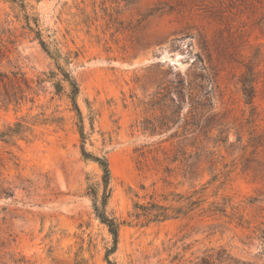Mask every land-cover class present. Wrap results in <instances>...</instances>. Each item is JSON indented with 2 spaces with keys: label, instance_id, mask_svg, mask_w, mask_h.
<instances>
[{
  "label": "rangeland",
  "instance_id": "rangeland-1",
  "mask_svg": "<svg viewBox=\"0 0 264 264\" xmlns=\"http://www.w3.org/2000/svg\"><path fill=\"white\" fill-rule=\"evenodd\" d=\"M40 40L78 83L81 118ZM12 73L31 90L0 102V131L19 118L30 130L0 139V264H264V2L0 0V74ZM183 78L209 91L195 125L177 104ZM82 145L108 161L106 212L125 221L114 250L92 208L102 170ZM193 190L203 201L185 215L131 216Z\"/></svg>",
  "mask_w": 264,
  "mask_h": 264
},
{
  "label": "trees",
  "instance_id": "trees-1",
  "mask_svg": "<svg viewBox=\"0 0 264 264\" xmlns=\"http://www.w3.org/2000/svg\"><path fill=\"white\" fill-rule=\"evenodd\" d=\"M10 1L14 2L15 0ZM257 1L264 2V0ZM40 45L42 46L44 51H46V53L56 61V66L60 69V71H62V78L60 80H57L54 84L56 92H59L62 89L61 81H64L69 88L67 96L71 101V104L73 105V108L76 111L78 117L81 118V114L76 102L79 93L78 83L69 72L64 71L62 67L57 64V61L62 58L60 52H51L50 50H48L47 45L42 40H40ZM16 74L17 73H12L14 78L9 77L7 74H0L2 77L0 78V84L2 86V89L0 90V102L5 106L11 102L17 103L18 100L25 98L24 92L26 90H31L29 82H27L25 78H16ZM240 82L245 102L248 104L252 103V99L254 97V85L251 78L250 68H248L244 75H242ZM21 84L24 85V88L21 86ZM208 93L209 91L205 88L204 84L201 83L199 78H183L178 81L177 104H180L185 100L189 101V109L187 114L185 115L186 125L197 124V116L203 114L208 110V108L210 107V100L207 98ZM29 130L30 123L23 118H19L13 124L6 125L5 128L0 131V139L6 140L15 136H24V134ZM80 134L83 138L84 136L82 129H80ZM80 153L83 158L96 162L102 170L101 184L103 187V198L101 201H99L97 199V196H95L96 194H94V192L92 191V208L95 217L107 227V230L112 238L113 247L111 248V250H114L118 242L120 225L122 223H125V221H119L117 218H115L114 216H110L106 212L107 198L109 196L108 185L110 182V170L107 158L105 156L98 157L90 154L85 150L84 145L81 146ZM176 159V157H173L171 161L175 162ZM197 193V190H193L192 194L186 197L176 194L179 197L176 200L178 203L177 205H165L154 200L153 198L144 203L135 202L133 204V212L131 213V216L133 217V220L136 221V224L138 223L141 226H144L150 222H162L168 219L177 218L200 207L203 201L202 199H200V196H198L196 199L192 198ZM213 211L224 212L225 210L219 207H215ZM226 259L232 260L229 254H227ZM106 261L108 264H113L108 258H106ZM203 264L209 263L205 260Z\"/></svg>",
  "mask_w": 264,
  "mask_h": 264
}]
</instances>
